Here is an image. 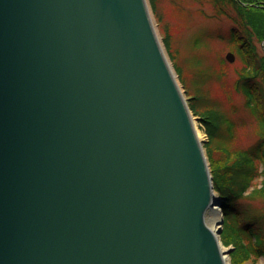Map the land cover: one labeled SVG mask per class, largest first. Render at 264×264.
I'll list each match as a JSON object with an SVG mask.
<instances>
[{
	"label": "water",
	"instance_id": "water-1",
	"mask_svg": "<svg viewBox=\"0 0 264 264\" xmlns=\"http://www.w3.org/2000/svg\"><path fill=\"white\" fill-rule=\"evenodd\" d=\"M148 11L0 0V264H224L210 171Z\"/></svg>",
	"mask_w": 264,
	"mask_h": 264
},
{
	"label": "rangeland",
	"instance_id": "rangeland-1",
	"mask_svg": "<svg viewBox=\"0 0 264 264\" xmlns=\"http://www.w3.org/2000/svg\"><path fill=\"white\" fill-rule=\"evenodd\" d=\"M146 1L155 32L184 97L187 94L193 95L195 90H199L208 100L210 106H207V109H215L233 125L231 132V126H227L228 122L221 126L218 143L221 147L218 150L211 144L207 146L208 120L206 124L203 122L204 118L202 120L201 116L194 115L191 111L195 131L197 130L201 135L214 184L213 166L224 165L220 156L224 155L225 151L233 153L246 150L258 143L261 138L258 121L250 109L248 110L243 96L236 88V83L243 74L244 63L235 53V47L236 44L243 45V41H239L237 37L233 39L232 30L239 36L240 27L232 21L234 11L230 7L223 8L229 16L223 15L211 0H153L152 3L150 0ZM263 44L253 37L246 49L252 46L260 56L263 55ZM228 52L235 55L233 63L225 60ZM199 75L202 76L201 80ZM212 162L217 164L213 165ZM258 166L260 170L261 167ZM261 180V177L254 180L252 187H260ZM214 194L220 200L215 190ZM240 204L247 205L253 213L264 214V202L261 200L242 199ZM219 210L222 216L220 204ZM223 225L224 219L218 239L222 246L229 248V264H264V259L261 257L241 261L238 258L235 240L227 231L224 232ZM244 243H246L245 239Z\"/></svg>",
	"mask_w": 264,
	"mask_h": 264
},
{
	"label": "trees",
	"instance_id": "trees-1",
	"mask_svg": "<svg viewBox=\"0 0 264 264\" xmlns=\"http://www.w3.org/2000/svg\"><path fill=\"white\" fill-rule=\"evenodd\" d=\"M151 3L153 0H150ZM223 15L229 16L224 7L234 11L232 21L240 35L234 38L243 41L236 44L235 52L244 63L243 74L236 83L238 92L243 96L246 107L258 121L260 141L246 150L227 152L220 156L224 165L213 166V187L220 198L224 219V232L235 240L238 258L247 261L250 258L264 259V214L253 213L247 205H241L242 199L264 202V46L263 55H258L252 46L246 49L250 39L255 37L264 42V0H211ZM153 6V4H152ZM220 12V11H219ZM242 73V72H241ZM199 75V79L201 80ZM203 82V81H201ZM190 110L208 120V144L220 149L219 136L221 126L228 122L225 116L215 109H207L208 100L199 90L193 95H186ZM227 126L233 125L228 122ZM214 144V145H213ZM232 153V154H229ZM213 165L217 164L212 162ZM261 169L259 170V166ZM261 177L260 187H252L254 180ZM241 206V207H240ZM244 239L246 243H244ZM235 250V248H234Z\"/></svg>",
	"mask_w": 264,
	"mask_h": 264
},
{
	"label": "bare ground",
	"instance_id": "bare-ground-1",
	"mask_svg": "<svg viewBox=\"0 0 264 264\" xmlns=\"http://www.w3.org/2000/svg\"><path fill=\"white\" fill-rule=\"evenodd\" d=\"M148 12H149V15L151 17L150 10ZM151 20H152V18H151ZM159 43L161 45L160 40H159ZM161 47H162V45H161ZM168 68H169V71H170L172 77L174 78V80H175V82L177 84V87L179 89H181L180 84L178 83V80H177V77H176L174 71L172 70L171 67H168ZM189 111H190V109H189ZM190 118H191V121H192L194 129H196L195 126H194L195 125L194 124V118H193V115H192L191 111H190ZM195 132H196L197 140L200 143V146H201V149H202V153H203V157H204V160H205V164H206V166H207V168L209 170V162H208V160L206 158L204 147L202 146L203 143L201 141V135H200V133L197 130ZM214 199H215V202L210 207V220H211L212 230H213V232H216L217 230L221 229V225L220 224H221V221H222V216H221V211L219 210V204L220 203H219V201L218 202L216 201L217 200L216 197H214ZM219 245H220L221 258H222L224 264H229V248H226V247L222 246L221 242L219 243Z\"/></svg>",
	"mask_w": 264,
	"mask_h": 264
}]
</instances>
